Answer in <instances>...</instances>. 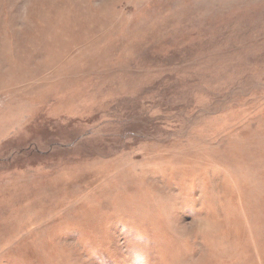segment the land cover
Returning <instances> with one entry per match:
<instances>
[{
    "label": "rangeland",
    "instance_id": "374dc122",
    "mask_svg": "<svg viewBox=\"0 0 264 264\" xmlns=\"http://www.w3.org/2000/svg\"><path fill=\"white\" fill-rule=\"evenodd\" d=\"M0 264H264V0H0Z\"/></svg>",
    "mask_w": 264,
    "mask_h": 264
}]
</instances>
